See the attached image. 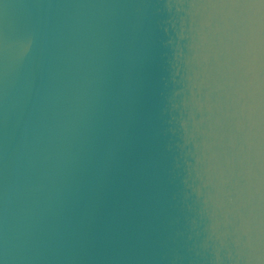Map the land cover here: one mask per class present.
<instances>
[{"label": "water", "instance_id": "water-1", "mask_svg": "<svg viewBox=\"0 0 264 264\" xmlns=\"http://www.w3.org/2000/svg\"><path fill=\"white\" fill-rule=\"evenodd\" d=\"M5 257L264 264V6L0 0Z\"/></svg>", "mask_w": 264, "mask_h": 264}, {"label": "snow or ice", "instance_id": "snow-or-ice-1", "mask_svg": "<svg viewBox=\"0 0 264 264\" xmlns=\"http://www.w3.org/2000/svg\"><path fill=\"white\" fill-rule=\"evenodd\" d=\"M221 2L232 3V4H237V5L258 2L260 5L264 6V0H221Z\"/></svg>", "mask_w": 264, "mask_h": 264}, {"label": "clouds", "instance_id": "clouds-1", "mask_svg": "<svg viewBox=\"0 0 264 264\" xmlns=\"http://www.w3.org/2000/svg\"><path fill=\"white\" fill-rule=\"evenodd\" d=\"M6 259L7 257H5V259H0V264H6ZM257 259H259V257H257Z\"/></svg>", "mask_w": 264, "mask_h": 264}]
</instances>
